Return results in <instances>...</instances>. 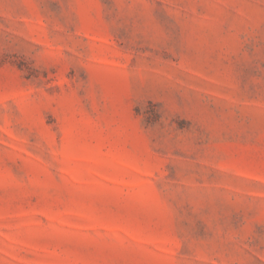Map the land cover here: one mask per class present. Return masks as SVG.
Instances as JSON below:
<instances>
[{
  "label": "rangeland",
  "instance_id": "1",
  "mask_svg": "<svg viewBox=\"0 0 264 264\" xmlns=\"http://www.w3.org/2000/svg\"><path fill=\"white\" fill-rule=\"evenodd\" d=\"M0 264H264V0H0Z\"/></svg>",
  "mask_w": 264,
  "mask_h": 264
}]
</instances>
